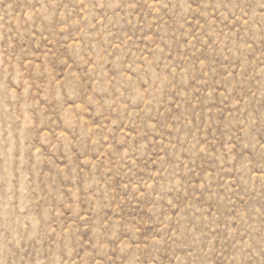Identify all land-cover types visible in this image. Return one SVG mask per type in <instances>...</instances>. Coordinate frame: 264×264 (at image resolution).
<instances>
[{
    "label": "rangeland",
    "instance_id": "1",
    "mask_svg": "<svg viewBox=\"0 0 264 264\" xmlns=\"http://www.w3.org/2000/svg\"><path fill=\"white\" fill-rule=\"evenodd\" d=\"M264 0H0V264H264Z\"/></svg>",
    "mask_w": 264,
    "mask_h": 264
},
{
    "label": "snow or ice",
    "instance_id": "2",
    "mask_svg": "<svg viewBox=\"0 0 264 264\" xmlns=\"http://www.w3.org/2000/svg\"><path fill=\"white\" fill-rule=\"evenodd\" d=\"M261 7L264 8V4H261Z\"/></svg>",
    "mask_w": 264,
    "mask_h": 264
}]
</instances>
